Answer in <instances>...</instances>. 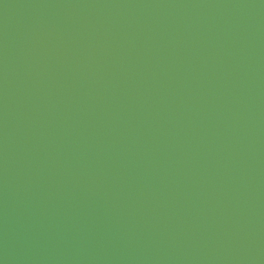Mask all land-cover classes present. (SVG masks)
Instances as JSON below:
<instances>
[{"label":"water","instance_id":"obj_1","mask_svg":"<svg viewBox=\"0 0 264 264\" xmlns=\"http://www.w3.org/2000/svg\"><path fill=\"white\" fill-rule=\"evenodd\" d=\"M0 264H264V0H0Z\"/></svg>","mask_w":264,"mask_h":264}]
</instances>
